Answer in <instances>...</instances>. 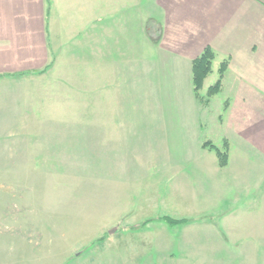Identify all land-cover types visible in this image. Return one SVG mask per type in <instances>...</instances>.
Returning <instances> with one entry per match:
<instances>
[{
	"label": "crops",
	"instance_id": "obj_1",
	"mask_svg": "<svg viewBox=\"0 0 264 264\" xmlns=\"http://www.w3.org/2000/svg\"><path fill=\"white\" fill-rule=\"evenodd\" d=\"M205 49L214 59L200 97L225 66L206 103L192 82V62ZM150 73L175 104H159L157 148L143 153L127 147L126 135L137 127L132 111L148 112ZM33 88L59 96L62 112L108 114L93 120L94 160L110 162L111 177H127L132 160L141 178L151 167L149 200L159 206L172 202L190 219L218 217L206 212L221 207L219 218L251 219L264 200V0H0V135L33 112ZM9 139L0 146L22 140ZM205 142L226 143L225 167Z\"/></svg>",
	"mask_w": 264,
	"mask_h": 264
},
{
	"label": "rangeland",
	"instance_id": "obj_2",
	"mask_svg": "<svg viewBox=\"0 0 264 264\" xmlns=\"http://www.w3.org/2000/svg\"><path fill=\"white\" fill-rule=\"evenodd\" d=\"M148 84V112L145 105L143 112L132 111L136 122L131 126L137 127L126 137L130 150L154 153L159 104L175 101L164 96L163 83L158 88L151 73ZM32 91L33 112L22 116L21 126L0 135V143L11 142L10 136L22 139L16 148L0 146V264H264L263 198L251 219L219 218L221 207L206 212L218 217L168 225L163 217L184 219L190 211L149 200L157 184L151 167L141 178L132 160L127 177H111L110 162L94 160L93 120L107 121L108 114L62 112L59 96L48 99L46 92ZM140 105L138 100L135 110ZM120 131H114L118 139L124 138Z\"/></svg>",
	"mask_w": 264,
	"mask_h": 264
},
{
	"label": "trees",
	"instance_id": "obj_3",
	"mask_svg": "<svg viewBox=\"0 0 264 264\" xmlns=\"http://www.w3.org/2000/svg\"><path fill=\"white\" fill-rule=\"evenodd\" d=\"M46 3H48V0H46ZM214 59V54L211 50L205 49L196 59L193 60L192 62V82L194 86V91L196 97L201 99V101H204V103L207 102V100L212 97L213 95L217 94L220 90L221 87V79L224 71V64L219 70V75L216 83L212 85L208 90L205 98L200 97L198 95V91L202 86V83L204 79L210 74L211 72V65H212V60ZM202 147L204 148H209L213 150L215 153L217 160H218V165L219 167L223 168L226 166L227 161H228V149L226 143L222 146V148H218L208 142L203 143ZM163 221H165L168 225L174 226V225H184L189 222H191L192 219L184 218V219H173L171 217H163ZM148 223V222H145ZM105 236L101 237L98 241H103Z\"/></svg>",
	"mask_w": 264,
	"mask_h": 264
}]
</instances>
